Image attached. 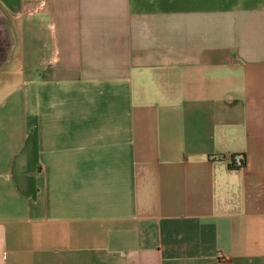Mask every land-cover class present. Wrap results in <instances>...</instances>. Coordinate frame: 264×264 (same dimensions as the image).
<instances>
[{
    "label": "crops",
    "instance_id": "obj_1",
    "mask_svg": "<svg viewBox=\"0 0 264 264\" xmlns=\"http://www.w3.org/2000/svg\"><path fill=\"white\" fill-rule=\"evenodd\" d=\"M0 7V264H264V0Z\"/></svg>",
    "mask_w": 264,
    "mask_h": 264
},
{
    "label": "water",
    "instance_id": "obj_2",
    "mask_svg": "<svg viewBox=\"0 0 264 264\" xmlns=\"http://www.w3.org/2000/svg\"><path fill=\"white\" fill-rule=\"evenodd\" d=\"M16 46L15 31L9 18L0 7V72L12 67Z\"/></svg>",
    "mask_w": 264,
    "mask_h": 264
},
{
    "label": "rangeland",
    "instance_id": "obj_3",
    "mask_svg": "<svg viewBox=\"0 0 264 264\" xmlns=\"http://www.w3.org/2000/svg\"><path fill=\"white\" fill-rule=\"evenodd\" d=\"M24 66V63L21 64L15 61L14 54L12 67L0 72V91L13 88L24 80V78H22V76L24 77V71L21 70L24 68ZM19 75H21V77Z\"/></svg>",
    "mask_w": 264,
    "mask_h": 264
},
{
    "label": "built area",
    "instance_id": "obj_4",
    "mask_svg": "<svg viewBox=\"0 0 264 264\" xmlns=\"http://www.w3.org/2000/svg\"><path fill=\"white\" fill-rule=\"evenodd\" d=\"M230 162L235 166V167H242L243 163H242V159L241 158H231Z\"/></svg>",
    "mask_w": 264,
    "mask_h": 264
},
{
    "label": "trees",
    "instance_id": "obj_5",
    "mask_svg": "<svg viewBox=\"0 0 264 264\" xmlns=\"http://www.w3.org/2000/svg\"><path fill=\"white\" fill-rule=\"evenodd\" d=\"M244 159V158H243ZM242 163H243V165H244V161L242 160Z\"/></svg>",
    "mask_w": 264,
    "mask_h": 264
}]
</instances>
